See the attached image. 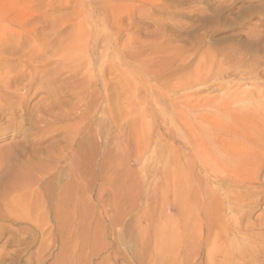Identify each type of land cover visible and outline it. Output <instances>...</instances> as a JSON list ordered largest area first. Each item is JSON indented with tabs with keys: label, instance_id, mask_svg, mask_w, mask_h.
Here are the masks:
<instances>
[{
	"label": "rangeland",
	"instance_id": "obj_1",
	"mask_svg": "<svg viewBox=\"0 0 264 264\" xmlns=\"http://www.w3.org/2000/svg\"><path fill=\"white\" fill-rule=\"evenodd\" d=\"M8 20L10 22H6ZM80 23L83 24L79 29L82 37L77 39L75 46L87 57L84 59L89 64L90 81L88 85H83L85 78L68 81L69 72L64 69L61 73L67 83L79 82L75 89L82 94V100L78 102L81 109L77 115H70L74 119L66 118L59 124L45 121L40 111L53 103L54 96L53 90L41 81L32 88L34 94L30 96L26 113L9 112L1 107L3 113L0 109L3 114H0V215L9 211L2 202L11 199L9 189L17 175L35 179L40 170L50 165L55 167L54 172L62 170L75 155L85 166L91 148L96 168L98 165L101 168V157L105 153L112 154L117 160L110 166L108 189H99L105 181L97 177L91 188V207L81 212L85 216L80 214L84 224L89 225L79 227L82 234L77 238L78 245L88 243L90 246L81 251L82 255L74 260L75 264H105L104 260L110 261L109 264H133L132 258L135 264H208L207 250L220 244L228 252L233 246L242 248L234 249L222 262L216 250L213 254V247L212 253H208L215 258V262L211 260L212 264H218L219 258V264H264V143L256 146L259 156H251L261 163L257 179L244 180L233 187L234 183H230L232 174L223 171L216 174H219L218 182L213 179L214 173L209 171L212 166L206 164L224 159L213 150L217 145L200 134L203 133L202 127L215 121L206 115L213 111L205 108L206 100L238 92V89L252 91L259 85V94L240 95L232 107L258 111L264 116V96L261 95L264 94V76L250 72L255 67L261 71L264 68V61L258 66L253 64L254 58L264 56V0H0V50L4 56L21 51L40 52V56L28 64L30 68L52 58L43 65L44 70L50 71L42 79L45 81L50 74L52 76L54 69L62 67L59 66L63 65L58 55L60 47H69L67 40L75 33L74 26ZM25 39L28 41L24 43ZM10 41L15 49L7 47L12 46ZM220 70L224 71L222 85L195 83V78L204 76L206 71L214 74ZM11 100L9 90L0 88V101ZM71 100L67 96L58 100L62 104H58L60 110L69 112ZM83 104L93 108L90 114L95 128L93 140L87 134L79 135L76 144L67 151L66 159L58 163L51 158L52 163L46 155L53 154L66 139L62 134H56L42 140L39 137L43 129L60 126L65 131L67 127L79 124L81 130H86L90 118ZM108 104L110 113L106 109ZM39 115H42L40 121L43 123L36 124L40 130L32 122ZM22 116L28 119L23 122V129L15 130L12 126L24 119ZM193 126L195 132L190 129ZM234 128L244 130L243 125ZM249 129L251 127H247ZM103 136L108 139L107 149L102 147ZM204 143L209 144L204 146ZM195 144L198 146L196 151ZM193 151L199 155L198 159ZM201 158L204 159L199 160ZM222 160L220 165L224 164ZM50 180H45L42 186L51 185ZM65 183L64 180L58 185L61 187ZM106 200L109 205L105 204ZM206 201L210 202L207 211ZM105 210H108L106 215ZM13 213L16 218L22 214L19 211ZM21 221L17 219L11 224L0 219V226L10 227L22 238L10 242L8 235L11 234L0 236V264L57 263L62 246V239L57 235L59 226L53 221L51 227L49 224L37 228L34 222ZM108 224L113 227L112 234L100 236L96 229ZM211 226L215 229L207 231L209 228L205 227L211 229ZM141 229L145 231L143 239L139 236ZM95 230L98 234L94 235ZM207 233L211 234L207 236ZM117 234H121L120 237L115 236ZM82 235L89 238L88 242H83ZM239 235L246 236V239ZM232 237L238 243L241 239L242 245L232 244L233 240H228ZM211 241L217 243L212 246ZM105 243L109 245L105 246ZM222 243L226 247L233 246L224 249ZM153 245L158 248L155 250ZM237 253L242 257L239 255L235 261ZM87 254L91 257L87 258Z\"/></svg>",
	"mask_w": 264,
	"mask_h": 264
},
{
	"label": "bare ground",
	"instance_id": "obj_2",
	"mask_svg": "<svg viewBox=\"0 0 264 264\" xmlns=\"http://www.w3.org/2000/svg\"><path fill=\"white\" fill-rule=\"evenodd\" d=\"M25 6H26V4H25ZM30 9H31V6H30ZM6 22H10V21L8 20ZM7 24H5V26L8 28ZM82 25L80 23L78 26H74V27H76V31H75V33L73 32L74 33L73 34V37L70 38V39H68V40L66 39L67 40V44L69 45V47L66 48V46L64 47L62 45L64 48L61 46L63 48V49H61V47L58 45L60 47V52L58 53V55L62 59V63L61 64H63V65H59V66H62V67L61 68L58 67L59 69L57 68V70L54 69L53 70L54 72L52 73V76L50 74L48 76V78L44 79L45 81H43L42 79L44 78V76L46 74H49L50 71L44 70V66L43 65L49 59H47V61H45V62L42 61L40 63L41 65L38 66V67H34V66H33L34 68L28 67V64H30L33 60L37 59L40 56L39 55V54H41L40 52H33V51L30 52L31 51L30 50V51H27V52L21 51L19 53H10L7 56L6 55L4 56L3 55V51L0 50V88L2 89V91L4 89L9 90V97L12 99L11 101H8L6 103H2V101H0V109L2 107V109L5 108V109L10 110L9 112H11V111L14 112L15 110H18V111H20L22 113H26L27 112L26 107H27L28 101H30L29 100L30 99V96L34 94L32 92V90H33L32 88L35 86L36 83H38V85H40L39 84L40 81L42 83H44L45 84L44 86L47 87L49 90H51V89L53 90V96H54V97L51 96L52 98H54V99L51 98L53 100V103L44 106V108L40 111V113H42V115L45 116V121L46 120H50L52 123L59 124L64 119H66V118L69 119L70 118V115L76 114L79 111V109H81V107L79 106V103L78 102L82 100L81 99L82 98V94L79 93L75 89V88H78L77 84H79V82L76 83L74 81L75 80H78V79L85 78L84 79L85 82H83V85H84V83H85V85H88V83L90 81V79H89L90 77L89 76L91 74L90 73V70L88 69L89 64H88V62H85V61H87V59H84V58H87L86 56H84L85 54L83 55L84 51L82 52L81 50H78L79 48L77 49L76 46H75V44H77L76 43L77 42V39L82 37L81 36V32H79V29H81V26ZM62 26H63V24H62ZM60 28H61V25H60ZM32 36H34V35H32ZM56 36H58V35H56ZM56 36H55V39H56ZM27 37H28V35H27ZM14 38H15V36H14ZM23 38H26V37H23ZM15 39H17V38H15ZM20 39L22 40V38H20ZM3 40H5V39H3ZM53 40H54V38H53ZM27 41L28 40L24 41V43L27 42ZM29 41H31V40H29ZM40 42H41V40H40ZM45 42H47V41H45ZM253 42H254V40H253ZM12 43L13 42H11L10 45H12ZM49 43H48V45H49ZM39 44H41V43H39ZM51 44H53V42ZM51 44H50V47L52 46ZM262 44H263V41H262ZM21 45H22V43H21ZM36 46H38V45H36ZM7 47L14 48V49L16 48V46H13V45L12 46H7ZM57 50L59 51V49H57ZM57 50L55 49V51H57ZM51 53H52V51H51ZM89 58H90V56H89ZM51 59L52 58H50L49 61H51ZM90 61L91 60L89 59V62ZM253 61H254L253 64L255 66H258V63L259 62H263L264 61V56L256 57V58L253 59ZM12 62H14L15 64H12ZM60 62H61V60H60ZM54 64L55 65H58L57 63H54ZM15 68H19V70H16L15 71ZM64 69H66L69 72V76H70V77L67 76L66 79L68 81L74 79V81H70L69 83H67V80L66 79H63L64 77L62 78V75L63 74L61 75V73H62V71ZM263 69L261 71V70H257V67H255L250 72H251V74L252 73H255V74H260L261 76H264V70ZM210 72H212V68H211V71ZM210 72L207 73V71H206V74H204V76H198V77H196L195 78V83L196 84L197 83L198 84H204V83H207V82H216V83H218V85H222V81H223V77H224L223 76L224 75V73H223L224 71L223 70H220V71H218V72H216L214 74H210ZM42 85L39 86V87L37 86V87L40 88V87H42ZM10 86H13V87H10ZM37 90H39V89H37ZM234 90H236V89H234ZM255 92L257 94L260 93V87H259L258 84L256 85V87L252 91H247V90L240 91V89H238V92H230V93L226 94L225 96H222V97H219V98H215V99L214 98H208L206 100V102H205V106H206L205 108H209V109L213 110L212 113H208L206 115L207 116H210V117H213L215 121H213L211 124L204 123V124H206V126L205 127H202L203 128V133L200 132V134H203V137H204L205 140L209 141L210 143H214L215 146L217 145V147L216 148H213V150L215 149V151H216L217 155L219 156V158L222 157L224 159V160H222V159H219L218 160L217 159L218 163H217L216 159H215V161L212 160L213 163L212 164H208V165L206 164V166H209V165L212 166V168H211V166L209 167V168H211V170L209 169V171H212V173H214L212 177L216 181L219 179V177H217L219 174L216 175L217 173H220V172H223L224 171L226 173L232 174L231 175V179H233V180L230 179L232 181L230 183L231 184L234 183L233 184L234 186L232 185L233 187L236 186V183L239 184V182H242L244 180L257 179V177H258V171H259V169L261 167V163L258 162L257 159H255L254 157L252 159L251 156H256V155L259 156V152L256 153L257 147H258L257 145L264 143V120H262V117H264V116L261 115V112H258V111L250 112L249 110L248 111H245V110H242V109H236V108H233L232 107V105H234L240 99L239 98L240 95H242V96L245 95L246 96V95H249V94H253ZM261 95L264 96V94H261ZM65 96L69 97L70 99H73V101L71 100L72 101L71 106H69L70 107L69 108V110H70L69 112L64 111V109H63V111L60 110V106L58 105L60 103V101L58 102V100H60L61 98H64ZM106 97H105V99H106ZM2 100H4V99H2ZM49 102H50V100L48 101V103ZM83 107H86V109H87V111L89 113V117L88 118H90V116H92V115H90L91 114V110L93 109V108L91 109L92 105L90 107V105L88 106V105H84L83 104ZM106 109L108 110V113H110V106H109V104H108V106H107ZM203 109H204V107H203ZM205 110H207V109H205ZM18 111H16V112H18ZM2 112H3V110H2ZM3 113H5V112H3ZM0 114L3 116V114L1 112H0ZM42 115L37 116L35 118V120L31 119V120H33L32 121L33 122V125L36 124V123L38 124L39 122L42 121V120L40 121V119L42 118L41 117ZM12 117H14V114H13ZM7 118H11V117H7ZM22 118H24V119H22ZM22 118H21L22 119L21 121L13 124L12 127L13 128L15 127L14 128L15 130L23 129L22 124L28 118L26 119L24 116H22ZM71 118L74 119V116L73 117L71 116ZM92 119H93V117H92ZM86 121H88V120L86 119ZM42 123L43 122H41V124ZM86 123H88L87 126H86L87 127L86 130H81V127H80L79 124H73L72 126L67 127L65 131L60 126H56L54 129H50V130H48V127H45L43 129L44 131H42V129H41L42 133H41L40 137L38 136V134H37V136L40 139H42V140L43 139H49V138H51L52 136H54L56 134H58V135L62 134L63 135V138L66 139L65 142H63V143H61V145H59V147L57 146L58 149L56 151H54L53 154L46 155L47 157H50V160H52V163H54L53 162V159L56 160V162H58V163L61 162V161H63V159L64 160L66 159V157H67L66 156V153H68L67 151L69 149L71 150L72 147H73V145L76 144V140L79 137V135H81V134H83V135L84 134H87V135H89V139L92 138L91 140H93V133H94V129H95L93 127L94 123L92 124L91 118H90L89 122H86ZM237 125H243L244 126V130H241L240 131L238 128H237L238 130H236L234 128V126L237 127ZM46 126H47V124H46ZM202 126H204V125H202ZM245 126L251 127V129L247 130V127H245ZM34 127H36V126H34ZM43 127H44V125H43ZM38 129H39V126H38ZM190 129H191V131L195 132V127L194 126L191 127ZM198 130H199V128H198ZM64 132H65V134H64ZM194 137H196V136H194ZM101 138H102V144H103L102 147L104 146V149H107V147H108V139L106 137H104V136L101 137ZM205 140H204V142H205ZM196 141H198L197 138H196ZM208 144L209 143L205 144L204 146H206ZM123 145H125V143H123ZM120 147H122V146H120ZM194 147H195V150L194 151H196V147H198L197 144H195ZM197 149H199V148H197ZM194 151H193V153H194ZM201 153H200V156H201ZM260 154L262 155V152H260ZM194 155H195V153H194ZM206 155H205V160H206ZM36 156H38V155H36ZM195 156L197 158V156H199V155H195ZM218 156H215V157H218ZM72 157L73 158H72L70 164H68L67 167H65L64 169L57 170L58 167H59L58 166L57 169H56L57 171L54 172L53 170L55 169V167H52V165H50V167H46V169L43 168L42 170H40L39 173H38L37 178H35V179L29 178V177H25V176H20V175L18 176L17 175L15 181L14 182L11 181L12 183L10 182L11 185H13L9 189V192L12 195V197H10L11 199L10 200H7L6 199V201L2 202L3 205L9 211L6 210L5 211L6 212L5 214L0 215V219H2L4 221H7V222H9L11 224L13 222H15V220L18 219V220H22V221H28V222H31V223L34 222L35 225L37 226V228L40 227V226H42V227L43 226H49V224L51 222H53V221L55 222V224H57L55 226H59V230L57 229L59 231V233L57 235L60 236V239H62V244H61L62 246L59 249L60 250V255H58V256H60V259L57 261V263L55 262V264H75L74 260H76L77 258L80 257V255H82L83 249L88 248L90 246L87 243L88 242L87 240L89 238H87L86 236L84 237L83 235H82L83 242L84 241H87L86 242L87 244L80 243V245H78L79 244V242L77 241L79 239L78 236L80 235V237H81V234H82L81 231H79V227L85 225L84 224L85 221L83 220V217L81 216L83 214H81V212L84 211V210L87 211L86 209H88V207H91L90 202L93 199V194L91 193V188H93V183H94V181H95V179L97 177H99V178H101L102 180L105 181V182L102 183V186L100 185L101 187H99V189L100 188H101V190L108 189V186L106 184L108 183V179L110 177V166L113 164V162L115 160H117L116 157H114L112 154L105 153V155H102V157H101V162H100L101 163V168H99V165H98V168L100 169V170H98V168H96V165H95V163L93 161L94 160V158H93L94 157V154H93V151H92L91 148L88 151V159H89V162L85 166H82L81 162L79 161V159H78V157L76 155L75 156H72ZM117 157H118V155H117ZM51 158H53V159H51ZM203 159L204 158H201L199 160H203ZM47 160H49V159H47ZM220 160H222V162L224 163L223 165H220L219 164ZM208 161L210 162V160H208ZM52 163H50V164H52ZM229 177L230 176H228V179H229ZM48 178L51 179L50 180L51 185H49V186L46 185L45 187H43L42 185H43L44 181L45 180H48ZM64 180L66 181L65 185L59 187L58 184L61 181H64ZM222 182H225V180H223ZM8 186H10V185H8ZM8 186H5V188H7ZM227 189H229V188H227ZM5 190L6 189H4L3 191H5ZM222 190H223V188H222ZM3 191H1V192L3 193ZM6 192H8V191L6 190ZM194 196H195V194H194ZM227 196H228V193H227ZM4 197H5V195H4ZM214 198H215V196H214ZM215 200H216V198H215ZM237 200H240V199H237ZM229 201H230V199H229ZM245 201L247 202V199ZM245 201L243 202V205H244ZM107 203L108 202L106 200V203L105 204H107ZM209 203L210 202H208V201H206L204 203L205 208H207L209 206ZM239 204H240V202H239ZM247 204H248V202H247ZM107 205H109V203ZM241 206H240V208H241ZM1 207H3V206L1 205ZM4 208H3V210H4ZM235 208H233V209H235ZM240 208H238V209H240ZM205 210L207 211L208 208L205 209ZM17 211H19V212L22 213L21 216L20 215L18 216L19 218L18 217L16 218L15 215H13L14 214L13 212H17ZM107 211L106 210L104 211V213H105L104 215H106ZM205 214L207 215V213H205ZM83 216H85V214ZM86 225L85 226L88 227L89 223L86 224ZM210 225H211V223H210ZM1 226H0V236H3L5 234H8L9 233L11 235H8L9 236L8 237V241L14 242V241H21L22 240V238L19 235H17V233H16L17 232L16 230L18 228L16 230H14V231H16L14 233L10 227H6L5 228L4 226H2V227ZM207 226H208V224H207ZM50 227H51V224H50ZM86 227H85V230H87ZM219 227H220V225L218 226L217 230H215V231L218 232ZM205 228H209L207 231H210L211 230V232H212V229H215L212 226H211V229H210V227H205ZM226 228H227V226H226ZM246 229H245V232H247V230H248V229L247 230ZM96 230L98 231L99 235L101 234L103 236L106 233L112 234L113 227L108 224V226H104L103 225V227H101L99 229H96ZM96 230L93 232L94 235L97 233ZM225 231L226 230H224V232ZM83 232H87V231H83ZM89 232H90V230H89ZM219 232L220 233H218V234H219V239H220V237H221L220 236L221 235V231H219ZM118 233H120V232L118 231ZM108 234H106V236H108ZM121 234H122V232H121ZM121 234H117L115 236H117V237L119 236L120 237ZM209 234H211V233H207L206 235L208 236ZM231 234L228 235V236L229 237L232 236ZM213 235L215 236V238L217 237V234L214 233ZM111 236L112 235H110V237ZM139 236H142L140 238L143 239L144 238L143 236H145V231L142 230L140 232V235ZM223 236H224V234H223ZM223 236H222V238H224ZM239 236L241 237L242 235H239ZM209 237H211V236H209ZM238 237H234V239L235 238L238 239ZM245 237H243V239ZM56 238H58V237H56ZM231 239L233 240V237L230 238V239H228V240H231ZM214 240L212 238V241H214ZM99 241H101V240H99ZM208 241H210V238L208 239ZM240 241H241V239L239 240V243H240V245H242L241 244L242 242H240ZM211 242L209 244L212 245V246L215 245L214 243H217L216 241L214 243L213 242L211 243ZM235 242L237 244H239L236 240H235ZM235 242H234V240L231 241L232 244L235 243ZM249 242L251 243V241H249ZM40 243H43V242H40ZM98 243H100V242H98ZM154 243H155V241H154ZM207 243L208 242H206L205 244H207ZM91 244H95V242L92 243V241H91ZM232 244L230 245L228 243V245H230L229 247L233 246ZM101 245H103V243ZM108 245L109 244H106L105 246H108ZM110 245H111V243H110ZM225 245H224V249L226 247ZM157 246L158 245H155V246L153 245L152 247H154V249L156 250L158 248ZM161 246H159V248ZM216 246H213V247H215L213 249V254H214V252L217 251L216 254H220V256L223 259L222 262L230 257V255H231L230 253L231 252H234L233 251L234 249L236 251V248L237 249H239V247L242 248V246H239L238 247V245L236 246V248L234 246L231 247L232 249L229 248V247H226V248H229L231 250V252H228L229 250L228 251H224L222 249L223 247H221V244H220V246H218V245H216ZM155 247H157V248H155ZM247 247H248V245H247ZM124 248H125V250H128L125 246H124ZM212 248H211V250H212ZM245 249H246V247H244V250ZM150 250H151V248H150ZM155 250H154V253H155ZM160 250H162V249H160ZM211 250H210V247H209V250H207V252H206L207 253V259L210 262L208 264H212L213 261L215 262V258H212L213 256L211 254L212 253ZM78 251H80V252H78ZM117 251H118V249H116V252ZM209 251H211L210 255H208ZM241 251H242V249H241ZM249 251L251 252V250H248V252ZM41 252H42V250H41ZM255 252H258V251H255ZM252 253L253 252H251V254ZM38 254L39 253H37V256H38ZM216 254H215L214 257L217 256ZM85 255H86V253H85ZM236 255H238V253ZM236 255H234V257ZM239 255H238V258H236V259L233 256H231V258L233 257L235 259V261H236L237 259H239ZM90 257H91V254L87 258H90ZM37 258H41V257H37ZM212 259H214V260L211 261ZM241 259H240V262H241ZM254 259L255 258H253V260ZM220 260H221V258H219V263H221ZM242 260H244V259H242ZM104 261H105L104 262L105 264L108 262V261L106 262V260H104ZM109 262H108V264H109ZM132 262H133V264H135V260L133 258H132ZM158 262H159V260H158ZM227 262H228V260H227ZM228 263L229 264H232V262L231 263L228 262ZM244 263H246V262H244ZM248 263L251 264V262H248ZM260 263H263V262H260ZM233 264H235V263L233 262Z\"/></svg>",
	"mask_w": 264,
	"mask_h": 264
}]
</instances>
